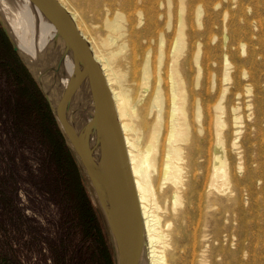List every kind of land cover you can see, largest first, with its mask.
<instances>
[{"label":"rangeland","instance_id":"obj_1","mask_svg":"<svg viewBox=\"0 0 264 264\" xmlns=\"http://www.w3.org/2000/svg\"><path fill=\"white\" fill-rule=\"evenodd\" d=\"M64 2L76 8V0ZM99 2L112 3L126 14L124 55L142 52V35L162 32L170 40L182 19L191 56L187 82L194 95L201 93L207 113L205 148L210 146V169L215 117L220 116L223 123L221 151L227 174L218 182L223 180L225 185L219 193L204 191L201 199L199 193L188 199L182 209L189 220L181 228L166 226L172 201L170 185H161L160 150L158 167L149 171L157 215L163 230L171 233L180 264H264V0H172L171 25L163 5L144 8L138 16L135 11L143 4L137 0ZM3 45L0 38V264L5 260L114 264L105 221L80 163L61 133L73 161L64 157L34 106L38 100L43 104L42 96L31 97L32 84L24 72L20 77L14 74L15 61ZM151 48L150 61L155 65L159 49L154 43ZM129 87L138 115L135 134L143 149L153 123L146 107L151 92L140 96V84L134 80ZM89 202L103 232L108 260L99 249L85 254L95 235L93 229L88 234Z\"/></svg>","mask_w":264,"mask_h":264},{"label":"bare ground","instance_id":"obj_2","mask_svg":"<svg viewBox=\"0 0 264 264\" xmlns=\"http://www.w3.org/2000/svg\"><path fill=\"white\" fill-rule=\"evenodd\" d=\"M58 1L71 14L77 29L89 42L112 93L143 218L147 264H180L178 252L169 239L171 233L165 232L161 226L157 215L158 205L154 200V188L149 179L150 169L155 171L159 160L156 158L158 150L161 152V185L166 183L171 189L172 214L167 227L173 224L178 229L181 228L182 224L189 220L185 218V208L182 209L187 205L188 199L197 196V193L201 199L204 191L219 193L225 182H218V179H225L227 174L226 161L221 151L220 129L223 123L220 116L215 117L213 165L211 169L208 166L211 152L209 145L205 148L209 130L207 113L201 93L194 95L187 82L191 56L186 50L188 40L183 30L184 23L182 19L177 22L170 40L162 32L142 35L139 38L145 43L139 45L142 52L136 54L133 51L132 55H124L125 13L109 2L98 4V0H76L74 8L80 10L81 18L71 4L65 3L64 0ZM137 1L143 4L135 11L138 16L145 11L144 8L163 5L168 25H171L172 0ZM0 2L49 89L62 100L70 101L74 90L71 79L48 49L41 27L24 15L14 0ZM87 22L92 28L86 25ZM152 43L159 49L155 65L150 61ZM194 57L199 73L201 65L198 66L197 55ZM131 80L139 82L140 96L144 97L151 92L146 106L148 115L145 116L153 117V123L149 122L152 128L143 149L139 147L140 136L135 134L139 131L134 122L138 115L130 95L133 91L129 87ZM78 108L81 123L89 125L91 106L82 100ZM215 109L220 111V105H216Z\"/></svg>","mask_w":264,"mask_h":264},{"label":"water","instance_id":"obj_3","mask_svg":"<svg viewBox=\"0 0 264 264\" xmlns=\"http://www.w3.org/2000/svg\"><path fill=\"white\" fill-rule=\"evenodd\" d=\"M43 31L45 43L74 87L70 101L47 86L0 2V28L46 102L93 190L112 245L114 264H147L145 230L112 93L89 42L58 0H14ZM71 85V87H72ZM91 106L89 125L79 103Z\"/></svg>","mask_w":264,"mask_h":264},{"label":"trees","instance_id":"obj_4","mask_svg":"<svg viewBox=\"0 0 264 264\" xmlns=\"http://www.w3.org/2000/svg\"><path fill=\"white\" fill-rule=\"evenodd\" d=\"M0 38L4 41V47H6L7 49H5L12 57V59L15 61V64H10L11 65V69L13 70L14 74L17 77H20V74H23L22 72H24L26 79L30 81V83L33 86V90H31V97L34 98H38L40 99L41 95L39 93V91L37 90V88L35 87L33 81L31 80L29 74L27 73V71L25 70V68L22 66L21 62L19 61L18 57L16 56V54L13 52L8 40L6 39L5 35L3 34L1 28H0ZM6 44V45H5ZM35 87V88H34ZM35 100V99H34ZM43 101V104L41 103L40 100L36 101L34 103V106L37 107V112L40 114L39 117L41 119V121L43 122V124H45L49 130L51 131V133L54 134L55 136V140L56 143L58 144V146L60 147V149L62 150V152L64 153V157L70 159V161H73V156L70 152V150L65 146L64 144V139L62 137L61 132L58 130L56 121L54 120L46 102L43 100V98L41 99ZM89 212L92 213V218H90V224H89V231L88 234L89 236H91V230L93 229L95 231V235L90 237V241L87 244V252L85 253L87 256L90 254L92 255L94 253V251L96 252V250L99 249V251L102 253V255H106L105 257L108 260V249L105 245V241L103 238V232L102 229L99 225V221L97 218L96 213H94L93 208L89 202V204L87 205ZM94 219V222H93ZM3 264H14L12 262H10L9 260H5L2 261ZM86 262V259L84 261V263ZM82 264V263H80Z\"/></svg>","mask_w":264,"mask_h":264}]
</instances>
